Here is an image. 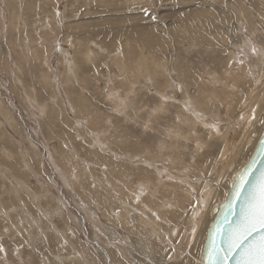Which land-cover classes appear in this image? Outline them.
I'll return each instance as SVG.
<instances>
[{"label":"rangeland","instance_id":"374dc122","mask_svg":"<svg viewBox=\"0 0 264 264\" xmlns=\"http://www.w3.org/2000/svg\"><path fill=\"white\" fill-rule=\"evenodd\" d=\"M263 66L264 0H0V264H199Z\"/></svg>","mask_w":264,"mask_h":264},{"label":"snow or ice","instance_id":"6c2138e0","mask_svg":"<svg viewBox=\"0 0 264 264\" xmlns=\"http://www.w3.org/2000/svg\"><path fill=\"white\" fill-rule=\"evenodd\" d=\"M153 19L155 18L153 17ZM250 174L251 169H248L241 175L240 184L235 193L237 199L243 195L244 185L249 183L247 177ZM229 207H231L230 204ZM240 217L241 219L235 227L229 224L226 232L221 228L220 223L216 224L212 246L208 250L207 264H227L237 255L236 249H240L236 264H264V170H261L247 194L243 195ZM224 221H227L226 216ZM194 232L195 229H193ZM254 232L259 236V239L245 245L244 241ZM217 236L221 237L219 247L215 241ZM0 251H3L2 247H0Z\"/></svg>","mask_w":264,"mask_h":264},{"label":"water","instance_id":"95a60500","mask_svg":"<svg viewBox=\"0 0 264 264\" xmlns=\"http://www.w3.org/2000/svg\"><path fill=\"white\" fill-rule=\"evenodd\" d=\"M248 169H251V174L247 177L249 183L244 185L243 195L247 194L249 188L252 187V184L256 181L257 177L260 175L261 170H264V131L259 138L257 144L254 147V150L247 160V162L240 166L236 171H234L231 179V184L229 191L226 197L218 204L214 205L211 215L212 219L208 225L204 244L201 251L199 264H207L208 250L212 246L213 242V233L217 223H220L221 228L227 231L229 224L235 227L236 223L241 219L240 209L243 204V195L237 199L235 193L237 192V186L240 184L241 175ZM229 204L231 207H229ZM225 216L227 221H224ZM226 238V236H225ZM259 236L254 232L250 235L245 241L244 244L247 245L253 240H258ZM217 247L221 244V237H215ZM240 249H236V256L227 262V264H236V259H238V253Z\"/></svg>","mask_w":264,"mask_h":264},{"label":"bare ground","instance_id":"6f19581e","mask_svg":"<svg viewBox=\"0 0 264 264\" xmlns=\"http://www.w3.org/2000/svg\"><path fill=\"white\" fill-rule=\"evenodd\" d=\"M8 1V0H7ZM10 1V0H9ZM17 2V1H16ZM19 3V2H18ZM8 4H9V6H10V3L8 2ZM17 5V4H16ZM20 5V4H19ZM22 5V4H21ZM20 5V6H21ZM18 6V5H17ZM20 6H18V7H20ZM21 10V9H20ZM24 10H25V8H24ZM22 12V11H21ZM27 12V11H26ZM18 13H20V12H18ZM18 13H17V11H16V15H15V18H19V15H18ZM23 13V12H22ZM26 14V13H25ZM25 16V15H24ZM24 24V23H23ZM87 46V45H86ZM12 49V48H11ZM27 50H28V47H27ZM92 51V50H91ZM84 54V53H83ZM92 54V53H91ZM86 55H88V53H86ZM21 56V55H20ZM19 56V57H20ZM27 57V56H26ZM90 56H88V58H89ZM18 61V60H17ZM16 62V61H15ZM9 64V63H8ZM76 67H77V65H76ZM140 67V66H139ZM264 67V66H263ZM138 68V67H137ZM16 69V68H15ZM19 69V68H18ZM76 69V68H75ZM157 69V68H156ZM123 70V69H122ZM138 70H141V69H138ZM144 70V69H143ZM146 70V69H145ZM144 75V74H143ZM20 81V80H19ZM11 82V81H10ZM65 83V82H64ZM131 85V84H130ZM131 93V92H130ZM258 97V96H257ZM9 98V97H8ZM4 99V98H3ZM215 102V101H214ZM206 103V102H205ZM211 104V103H210ZM7 105V104H6ZM212 105V104H211ZM206 104H203V109L205 110V112H206ZM6 111H8V110H6ZM75 112H76V110H75ZM0 113L2 114H4V117L6 118V120H8V118L6 117V115H5V111H3V108H1L0 107ZM88 113V112H87ZM8 115V114H7ZM83 115V114H82ZM100 118V117H99ZM98 120V119H97ZM99 121V120H98ZM89 122H90V120H89ZM100 122V121H99ZM17 126V125H16ZM51 126V125H50ZM103 127V126H102ZM229 128H230V124H228L227 126H226V128H225V130L223 131V133H222V138H224V139H226V137H227V135H228V132H229ZM50 130V129H49ZM4 132V131H3ZM5 136H6V133H3ZM3 135V136H4ZM1 136V135H0ZM2 137V136H1ZM7 137H9V136H7ZM10 139V138H9ZM5 141V140H4ZM3 141V142H4ZM1 143V142H0ZM11 147V146H10ZM17 149V148H16ZM72 156V155H71ZM22 159V158H21ZM56 159V158H55ZM55 162V161H54ZM63 162V161H62ZM61 162V163H62ZM71 162V161H70ZM56 163V162H55ZM65 163V162H64ZM150 163V162H149ZM60 164V163H59ZM9 165V164H8ZM65 165V164H64ZM150 165V164H149ZM60 166V165H59ZM58 166V167H59ZM61 167V166H60ZM67 171V170H66ZM65 171V172H66ZM71 171V170H70ZM15 174V173H14ZM190 192V191H189ZM187 194H188V192H186ZM184 194V193H183ZM189 197V196H188ZM187 198V197H186ZM188 199V198H187ZM181 200V199H180ZM17 202V201H16ZM38 204V203H37ZM141 205V204H140ZM141 206H143V204L141 205ZM24 208V207H23ZM34 208V207H33ZM20 215H21V213H20ZM180 216V215H179ZM175 218V217H174ZM109 224V223H108ZM115 231V230H114ZM41 234V233H40ZM50 234V233H49ZM112 234V233H111ZM43 240V239H42ZM51 240H52V238H51ZM54 241V240H53ZM51 243V242H50ZM53 246V245H52ZM38 247V246H37ZM55 247V246H54ZM53 247V248H54ZM127 250V249H126ZM125 250V251H126ZM131 252V250L128 248V252L126 251V252H123V253H125V254H127V255H129V253ZM38 253V252H37ZM32 254V253H31ZM38 255V254H37ZM39 256V255H38ZM40 257V256H39ZM29 258V257H28ZM30 258H31V256H30ZM49 258V257H48ZM16 259V258H15ZM17 260V259H16ZM27 260V259H26ZM19 261V260H18ZM17 261V262H18ZM131 261V260H130ZM56 262V261H55ZM21 263V262H20ZM49 263V262H48ZM17 264V263H16ZM34 264V263H33ZM42 264V263H41ZM54 264V263H53ZM56 264H57V262H56Z\"/></svg>","mask_w":264,"mask_h":264}]
</instances>
